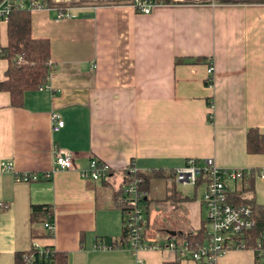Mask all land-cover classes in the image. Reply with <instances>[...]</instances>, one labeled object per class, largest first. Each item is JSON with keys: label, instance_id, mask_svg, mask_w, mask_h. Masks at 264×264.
Masks as SVG:
<instances>
[{"label": "crops", "instance_id": "crops-1", "mask_svg": "<svg viewBox=\"0 0 264 264\" xmlns=\"http://www.w3.org/2000/svg\"><path fill=\"white\" fill-rule=\"evenodd\" d=\"M175 1L147 14L130 4L70 7L59 21L53 10L31 13L32 35L50 42L52 71L44 88L24 94L22 107H12L8 92L0 91V162L51 176L18 182L15 174L0 173V264H14L15 252L32 245L66 254L63 264H135L125 247L95 248L118 241L123 216L110 186L80 175L91 158L109 165L115 181L130 168L168 173L189 157L264 168V154L246 151L248 129L264 134V4ZM7 65L0 59V80ZM54 110L64 120L58 131L51 128ZM64 150L73 154L72 167L53 170L56 151ZM246 183L226 187L264 205V180L248 190ZM172 184L182 196L179 185L193 187V198L181 204L199 228L203 184L157 179L146 196L163 198ZM32 204L52 207L51 234L31 221ZM166 216L151 209L146 238L156 240L152 224ZM139 256L146 264H200L166 247ZM255 257L251 249H233L216 264H255Z\"/></svg>", "mask_w": 264, "mask_h": 264}, {"label": "built area", "instance_id": "built-area-1", "mask_svg": "<svg viewBox=\"0 0 264 264\" xmlns=\"http://www.w3.org/2000/svg\"><path fill=\"white\" fill-rule=\"evenodd\" d=\"M61 0H0V24L8 21L12 11L21 10L30 13L53 10L54 20L59 21L69 17V8L60 6ZM163 3L155 0H133L130 4L138 12L147 14L151 10ZM22 62V58H18ZM51 65V62H49ZM206 84L213 83V64H208L206 68ZM52 131H58L64 126V120L58 111L50 113ZM53 170L69 169L72 167L73 154L69 150L56 151ZM136 169L130 168L126 175L128 179L121 185V194L116 204H121L124 228L127 234L125 248L135 257V264H146L139 256L144 250L171 249L180 260H193L204 262V264H216L218 258L227 251L233 249H244L246 244L242 239L243 233L252 228L254 217L252 207L249 204L234 205L227 199V181H245L255 175L256 179L264 180V168H227L220 167L213 158L198 159L189 157L184 164L173 170L174 181L177 184H190L195 186L198 179L203 180L204 191L201 196V205L205 210V220L208 225L206 239L198 250H190L187 244H179L170 239L165 245L154 239L146 238V192L140 188V179L135 176ZM10 172L15 174L18 182H32L41 178H49L51 173L37 172H17L14 164L10 160L0 162V173ZM84 179L101 181L110 179L112 168L95 159L89 160L88 167L80 171ZM44 228L51 234L54 231L53 219L43 223ZM264 241V234L257 239V249L255 253L261 254V243ZM123 247V248H124ZM36 252L35 255L25 256V264H35L38 262H50L53 250L51 248H40L36 245L31 247ZM95 248L110 249L111 245L102 241L95 244ZM120 248V247H118Z\"/></svg>", "mask_w": 264, "mask_h": 264}, {"label": "trees", "instance_id": "trees-1", "mask_svg": "<svg viewBox=\"0 0 264 264\" xmlns=\"http://www.w3.org/2000/svg\"><path fill=\"white\" fill-rule=\"evenodd\" d=\"M163 4L175 3V0H155ZM190 2L193 0H184ZM220 3H244V4H264V0H215ZM133 0H77L71 1L70 6L60 4L62 8L81 7L87 5H114V4H131ZM7 43L5 46L0 44V59H5L8 63L5 70V78L0 80V91L8 92L10 105L12 107H22L24 94L28 91H34L44 88L48 82V76L52 71L49 64L51 60L50 42L44 37H34L32 35V16L28 11L15 10L9 15L6 22ZM22 58V62L18 58ZM246 151L249 154H264V134L256 128L248 129L246 133ZM127 171L122 173L119 181L117 175L112 170L110 179H103L100 182L108 185L112 189L114 205L116 208L124 211L121 204H116L121 194V185L128 179ZM135 176L140 179V188L148 193L151 189L152 182L157 179L167 178L174 182L173 170L168 173L162 170L136 171ZM42 179V178H41ZM256 180L255 175L251 174L246 179L247 186L245 190L252 187ZM203 184V180L198 179L195 187ZM244 190L238 192L228 191L227 199L234 205L249 204L252 207L254 224L251 229L243 233L245 249H251L255 252L257 249V239L264 234V205L257 203L252 197L245 198L242 196ZM187 196L181 193L172 184L169 192L163 198L152 199L146 196L145 208L146 215L149 214L154 206L167 213V219L162 222H153L156 236L164 239H173L179 244H187L190 250H198L206 239V220L203 219L199 228L194 229L189 220L186 218L185 208L181 203L187 201ZM53 218L52 207L48 204H32L30 208V219L32 222H42ZM127 234L125 229L118 241L111 243L113 248H123L126 244ZM261 254H256L255 264H264V241L261 243ZM50 248V247H48ZM35 255L32 248L26 251H17L14 254V264H25V256ZM52 262L63 264L66 261V254L53 252ZM39 264L45 262H38ZM204 264V262H199ZM168 264V263H165ZM170 264V263H169Z\"/></svg>", "mask_w": 264, "mask_h": 264}, {"label": "rangeland", "instance_id": "rangeland-1", "mask_svg": "<svg viewBox=\"0 0 264 264\" xmlns=\"http://www.w3.org/2000/svg\"><path fill=\"white\" fill-rule=\"evenodd\" d=\"M71 1H74V0H61V1H59L61 4H65L66 6L68 5V6H70V2ZM75 1H77V0H75ZM182 1H184V0H182ZM198 1H206V0H198ZM5 25L4 24H1L0 25V32H1V35H3V33H4V31H5ZM180 191H182L183 193H185L187 196H189L190 198H193V195H194V189H193V187L192 186H182V185H179L178 187H177ZM156 210H158V208L156 209ZM156 240H157V242H160L161 244H166L167 243V241L166 240H164V239H162V238H160V237H158V236H156Z\"/></svg>", "mask_w": 264, "mask_h": 264}]
</instances>
